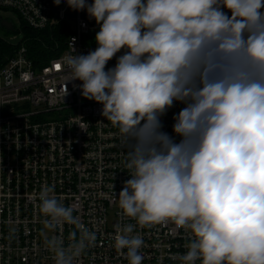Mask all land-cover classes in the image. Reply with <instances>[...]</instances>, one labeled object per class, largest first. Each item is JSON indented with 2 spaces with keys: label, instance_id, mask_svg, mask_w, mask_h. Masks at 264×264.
I'll return each instance as SVG.
<instances>
[{
  "label": "clouds",
  "instance_id": "clouds-1",
  "mask_svg": "<svg viewBox=\"0 0 264 264\" xmlns=\"http://www.w3.org/2000/svg\"><path fill=\"white\" fill-rule=\"evenodd\" d=\"M65 2L99 28L87 54L72 37L65 96L80 81L126 149L118 207L136 223L118 227L117 252L142 264L137 225L172 222L192 237L181 264H264V0ZM176 102L173 136L161 118ZM53 192L38 193L45 227L74 228L67 246L52 235L46 247L55 264H77L97 235Z\"/></svg>",
  "mask_w": 264,
  "mask_h": 264
},
{
  "label": "built area",
  "instance_id": "built-area-1",
  "mask_svg": "<svg viewBox=\"0 0 264 264\" xmlns=\"http://www.w3.org/2000/svg\"><path fill=\"white\" fill-rule=\"evenodd\" d=\"M70 10L65 0L59 6L53 0H0V27L12 24V31L5 29L10 33L18 32L5 14L14 15L20 27L44 30L64 23L71 29L65 52L44 67L34 65L22 42L0 60V264H55L45 243L52 235H62L67 246L74 226L53 232L44 225L38 193L45 185L96 232L94 246L77 264H128L114 247L118 227L136 223L118 207L119 192L130 178L126 149L118 128L101 115L102 105L81 95L80 81L67 83L66 96L64 89V58L75 54L72 37L76 53L87 54L97 47L99 28L86 11L72 10L69 16ZM115 64L114 57L106 67ZM183 107L176 102L161 118L163 131L175 136L172 117ZM136 233L144 240L142 264H181L178 257L192 238L172 222L137 225Z\"/></svg>",
  "mask_w": 264,
  "mask_h": 264
},
{
  "label": "trees",
  "instance_id": "trees-1",
  "mask_svg": "<svg viewBox=\"0 0 264 264\" xmlns=\"http://www.w3.org/2000/svg\"><path fill=\"white\" fill-rule=\"evenodd\" d=\"M21 32L23 33L22 43L36 67H44L52 59L63 54L71 35L70 26L64 23L47 27L44 30H34L23 24ZM15 49L0 38V60H3L6 55H12Z\"/></svg>",
  "mask_w": 264,
  "mask_h": 264
},
{
  "label": "rangeland",
  "instance_id": "rangeland-1",
  "mask_svg": "<svg viewBox=\"0 0 264 264\" xmlns=\"http://www.w3.org/2000/svg\"><path fill=\"white\" fill-rule=\"evenodd\" d=\"M72 16V9L68 12ZM3 17L11 19L18 33H10L0 28V38L12 46H18L23 41V33L21 32L20 22L14 15H3ZM179 142V141H178Z\"/></svg>",
  "mask_w": 264,
  "mask_h": 264
},
{
  "label": "water",
  "instance_id": "water-1",
  "mask_svg": "<svg viewBox=\"0 0 264 264\" xmlns=\"http://www.w3.org/2000/svg\"><path fill=\"white\" fill-rule=\"evenodd\" d=\"M2 27H4L6 30H13V25L12 24H9V23H6V22H3L2 24Z\"/></svg>",
  "mask_w": 264,
  "mask_h": 264
}]
</instances>
